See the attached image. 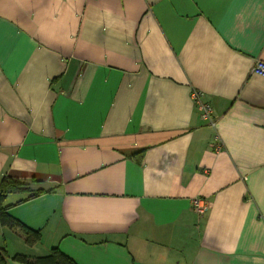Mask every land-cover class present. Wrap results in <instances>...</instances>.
<instances>
[{
  "label": "crops",
  "instance_id": "obj_1",
  "mask_svg": "<svg viewBox=\"0 0 264 264\" xmlns=\"http://www.w3.org/2000/svg\"><path fill=\"white\" fill-rule=\"evenodd\" d=\"M257 60L264 0H0V183L51 189L7 195L41 241L0 222V264H264Z\"/></svg>",
  "mask_w": 264,
  "mask_h": 264
},
{
  "label": "trees",
  "instance_id": "obj_2",
  "mask_svg": "<svg viewBox=\"0 0 264 264\" xmlns=\"http://www.w3.org/2000/svg\"><path fill=\"white\" fill-rule=\"evenodd\" d=\"M136 155L139 156L142 154ZM23 190L28 192L29 194L19 202L34 198L45 192H49L51 189L40 188L33 191L28 186H26L25 183L8 177H4L0 183V222L3 226L20 229L26 237V242L29 245H34L37 242L41 241L40 231L27 227L20 220L11 216L8 213L10 205L6 204V198L9 193L20 192ZM20 258L30 264H77L72 258L64 254L58 248H53L49 255L37 257L34 261H29L23 256H20Z\"/></svg>",
  "mask_w": 264,
  "mask_h": 264
},
{
  "label": "built area",
  "instance_id": "obj_3",
  "mask_svg": "<svg viewBox=\"0 0 264 264\" xmlns=\"http://www.w3.org/2000/svg\"><path fill=\"white\" fill-rule=\"evenodd\" d=\"M252 71L264 77V61L257 60L252 67ZM191 98L200 112L201 119L205 123L214 125L215 117L212 104L206 99L205 93L200 89L192 88ZM211 206L212 201L210 199L201 196H196L192 199V209L199 215H203Z\"/></svg>",
  "mask_w": 264,
  "mask_h": 264
},
{
  "label": "rangeland",
  "instance_id": "obj_4",
  "mask_svg": "<svg viewBox=\"0 0 264 264\" xmlns=\"http://www.w3.org/2000/svg\"><path fill=\"white\" fill-rule=\"evenodd\" d=\"M27 186V184H25Z\"/></svg>",
  "mask_w": 264,
  "mask_h": 264
}]
</instances>
